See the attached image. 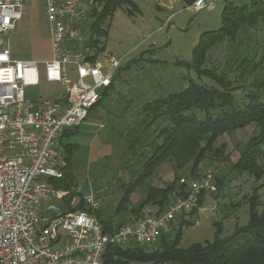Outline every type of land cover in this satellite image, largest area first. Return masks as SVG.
<instances>
[{
    "label": "rangeland",
    "instance_id": "obj_1",
    "mask_svg": "<svg viewBox=\"0 0 264 264\" xmlns=\"http://www.w3.org/2000/svg\"><path fill=\"white\" fill-rule=\"evenodd\" d=\"M130 1L137 11L125 5L104 23L105 27L108 24L107 35L101 40L103 52L98 54L103 58H113L119 64L114 70V81L107 94L89 112L84 123L72 131L73 135L62 139L63 146L65 149L68 146L70 151L65 150L69 161L66 177L61 183L68 185L69 190H58L92 192L100 200V218L116 227L127 222L131 217L129 213L138 212L131 209H136L142 202L149 186L164 188L172 183L175 175L177 179L196 180L210 171L213 175L212 187L202 196L196 213L184 217L185 224L180 228L181 240L178 245L185 250L194 244L212 242L216 237L227 238L237 227L247 224L251 203L256 204L254 211L258 214L264 209V158L260 156L264 152V143L253 148L257 158L254 173L235 168L246 143L261 133L257 125L220 136L215 147L224 145V154L203 160L196 178L190 175L189 166L176 173L171 163L166 162L137 188L128 203L120 205L124 187H128L142 173L143 164L155 146L162 142L158 134L167 125L159 120L153 126L146 127L143 115L138 112L157 98L183 91L189 82L212 85L210 80L199 78L187 65L192 62L193 51L201 34L217 31L221 27V12L227 2L216 0L211 10L193 12L184 10V6L176 0ZM250 37L254 41L243 43L241 50L244 56L240 60L235 57L236 49L229 44L212 48L206 55L207 69L215 68L218 73L223 72L234 81L239 73L237 67H245L246 64L242 63L245 60L261 66V70L256 72L248 67L246 74L262 76L264 20L258 23L255 32L250 31ZM4 39L14 59L49 60L51 49L45 0H27L22 19L14 30L4 35ZM38 73L39 86L26 88L25 95L29 98H61L63 87L59 83L46 81L42 64L38 66ZM70 78L74 79L73 72ZM243 82H253V76L245 78ZM235 97L238 102L243 101L241 91H237ZM132 140H135V144H132ZM64 202L53 199L48 204L62 207ZM148 210L156 212L157 209L149 205L141 212ZM180 220L175 219L165 230L168 245L177 239ZM123 248H144L145 251L156 252L162 246L158 240L148 247L127 243Z\"/></svg>",
    "mask_w": 264,
    "mask_h": 264
},
{
    "label": "built area",
    "instance_id": "obj_2",
    "mask_svg": "<svg viewBox=\"0 0 264 264\" xmlns=\"http://www.w3.org/2000/svg\"><path fill=\"white\" fill-rule=\"evenodd\" d=\"M215 1L195 0L184 10H211ZM26 4L0 0V264H104L108 246L156 243L175 219L197 209L201 193L212 187V173L180 178L164 211H145L112 232L99 222L100 200L92 192L55 189L49 181L63 179L67 168L64 135L101 101L119 62L85 46L82 26L95 0H45L50 59H14L4 35L16 28ZM40 64L46 81L63 87L61 100L25 95L26 88L39 86ZM53 199L82 209L64 213L63 206L48 204Z\"/></svg>",
    "mask_w": 264,
    "mask_h": 264
},
{
    "label": "trees",
    "instance_id": "obj_3",
    "mask_svg": "<svg viewBox=\"0 0 264 264\" xmlns=\"http://www.w3.org/2000/svg\"><path fill=\"white\" fill-rule=\"evenodd\" d=\"M194 1L180 0L184 7L191 5ZM125 5L136 10L130 0H95V5L87 16V22L82 26L87 37L85 46L94 51V54L103 52L101 40L106 37L108 27V24L107 27L104 26L105 21L109 20L117 9ZM88 20H90L89 23ZM262 20H264V2L261 0H250L248 3L240 4L226 3L221 12V27L217 31L201 34L193 51L192 62L187 65L199 78L210 80L212 85L189 82L183 91L166 98H157L145 104L138 112L143 115V124H146V127L153 126L159 120L165 121L167 125L158 134L162 142L155 146V150L143 164L142 173L128 187H124L120 205L128 203V199L137 188L166 162L171 163L176 173L189 166L190 175L192 178L195 177L203 160L209 156L214 158L224 154V145L215 147L220 136L251 125L259 126L261 133L257 138L246 143L235 168L244 172H255L257 158L253 148L264 143V74L258 76L250 73L249 75V73L246 74V70L251 67V71L256 72L261 70V66L252 64V61L243 60L242 63L246 66H238V76L236 80L231 81L227 74L218 73L215 68L207 69L206 55L215 46L226 43L236 49L235 57L240 60L244 56L241 50L243 43L254 41L250 37V31L255 32L258 23ZM251 75L253 82L245 84L244 79ZM108 90L103 93L102 99ZM237 91L242 93V102H238L235 97ZM70 134L73 135V132H67L63 138ZM134 141L132 140V144H135ZM67 147L65 149L63 146L64 151L69 152L70 148ZM65 156L68 167V156ZM260 156L264 158V152ZM66 172L67 170L64 172L63 179L66 177ZM63 179L49 182L55 189L69 190L68 185L61 183ZM178 180L175 175L172 183L164 188L149 186L142 202L136 209H131L138 212L129 213L131 218L127 221L143 216L141 211L149 205L157 209L155 214L164 211L172 197L176 195ZM204 193L200 195L197 209L200 208ZM64 201L62 209L64 213L82 209L80 204L71 207L69 200ZM250 205L247 224L237 227L227 238L216 237L212 242L194 244L185 250L179 248L180 228L185 224L183 215L179 218L181 223L178 227L180 230L176 232L177 239L171 245L165 242L166 232H163L159 237L162 246L160 251L149 252L144 248L130 250L123 246H108L104 254V264H264V209L258 214L254 211L256 204ZM197 209L188 214L196 213ZM97 216L106 232H112L125 223L113 227L100 218V212Z\"/></svg>",
    "mask_w": 264,
    "mask_h": 264
},
{
    "label": "crops",
    "instance_id": "obj_4",
    "mask_svg": "<svg viewBox=\"0 0 264 264\" xmlns=\"http://www.w3.org/2000/svg\"><path fill=\"white\" fill-rule=\"evenodd\" d=\"M176 1H179V2H180V0H176ZM180 3H181V2H180ZM181 4H182V3H181ZM161 6H164V5L161 4ZM165 8L168 9V10H171V7H169V6H168V7L166 6ZM172 15H173V14H171L170 16H172ZM170 16H169V17H170ZM28 98H29V97H28ZM61 98H62V97H61ZM61 98H59V99H57V100H61ZM83 123H84V122H83ZM153 212H155V211H153ZM104 220H105V219H104ZM176 221H177V220H176Z\"/></svg>",
    "mask_w": 264,
    "mask_h": 264
},
{
    "label": "water",
    "instance_id": "obj_5",
    "mask_svg": "<svg viewBox=\"0 0 264 264\" xmlns=\"http://www.w3.org/2000/svg\"><path fill=\"white\" fill-rule=\"evenodd\" d=\"M51 216H52V217H55L56 215H55V213L51 212Z\"/></svg>",
    "mask_w": 264,
    "mask_h": 264
}]
</instances>
